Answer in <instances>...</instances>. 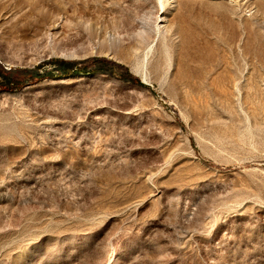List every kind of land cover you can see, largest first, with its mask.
Masks as SVG:
<instances>
[{"label":"rangeland","instance_id":"1","mask_svg":"<svg viewBox=\"0 0 264 264\" xmlns=\"http://www.w3.org/2000/svg\"><path fill=\"white\" fill-rule=\"evenodd\" d=\"M56 59L0 92V264H264V0H0Z\"/></svg>","mask_w":264,"mask_h":264},{"label":"trees","instance_id":"2","mask_svg":"<svg viewBox=\"0 0 264 264\" xmlns=\"http://www.w3.org/2000/svg\"><path fill=\"white\" fill-rule=\"evenodd\" d=\"M94 61L101 62V60L99 59H95ZM102 61L106 63H110V68L96 67L94 71H103V72H107L112 75H115L116 74L114 72L115 67L122 68V66L114 62H108L106 60H102ZM52 63L57 64L58 66L57 73H53L51 71L43 72V73L35 72L38 67L32 70H27V69L16 70V69H11V68L7 69L0 64V92L2 91L14 92V91H18L19 89H21L23 86L27 84L39 82L43 79H55V78L73 76V75H78V74H86V73H89L90 71L85 67L76 68V69L71 68L70 63L64 60L56 59V60H53ZM21 71H24L25 73L20 75ZM123 79H127L135 83H138L142 86H145L144 83H142L136 76H133L126 69H125Z\"/></svg>","mask_w":264,"mask_h":264}]
</instances>
